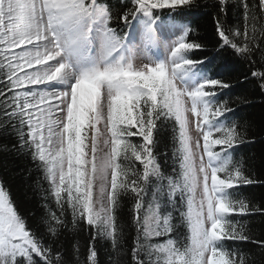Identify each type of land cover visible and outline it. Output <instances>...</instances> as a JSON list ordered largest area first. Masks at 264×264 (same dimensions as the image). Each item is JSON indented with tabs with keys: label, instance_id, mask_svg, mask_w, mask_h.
<instances>
[{
	"label": "snow or ice",
	"instance_id": "6c2138e0",
	"mask_svg": "<svg viewBox=\"0 0 264 264\" xmlns=\"http://www.w3.org/2000/svg\"><path fill=\"white\" fill-rule=\"evenodd\" d=\"M224 53L242 79L213 71ZM245 82L264 96V0H0V135L44 210L29 223L0 180V264H101V247L106 264H264L244 247L264 258Z\"/></svg>",
	"mask_w": 264,
	"mask_h": 264
},
{
	"label": "trees",
	"instance_id": "16d2710c",
	"mask_svg": "<svg viewBox=\"0 0 264 264\" xmlns=\"http://www.w3.org/2000/svg\"><path fill=\"white\" fill-rule=\"evenodd\" d=\"M192 27L197 30L200 39L208 44V49L201 52L199 56L215 57V52L212 50L213 39V22L209 15L203 14L202 11L194 12L190 17ZM213 71H219L226 74L233 80L242 79V74L247 71V67L240 64L238 60L230 53H224L222 56L214 59L211 65ZM233 97L247 96L252 103L250 105H240L238 115L249 121L254 122V131L257 133V142L253 144L242 145L239 148V153L250 158V163L258 174H264V142H261L259 137L261 128L264 127V96H262L255 86L250 82H245L242 86H237L232 90ZM15 141L11 137L0 135V180H3L11 190L12 199L15 201L20 213L31 224H36L43 214L42 201L39 193L34 189L33 181L35 172L31 175L28 169L32 167L30 160L26 157L18 156L11 150V146ZM7 146L8 150H5ZM251 196L259 203L264 201V187H254L249 189ZM125 209V213H126ZM253 219L254 230L264 232V221L260 216H255ZM81 243V250L87 244V233L81 232L78 236ZM66 250H71V245L74 238L71 234H66L61 237ZM246 250L256 254L257 259L260 257V250L253 245H245ZM101 264H106L107 255L104 248L100 249Z\"/></svg>",
	"mask_w": 264,
	"mask_h": 264
}]
</instances>
